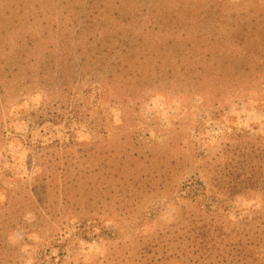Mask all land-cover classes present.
<instances>
[{"label":"rangeland","instance_id":"374dc122","mask_svg":"<svg viewBox=\"0 0 264 264\" xmlns=\"http://www.w3.org/2000/svg\"><path fill=\"white\" fill-rule=\"evenodd\" d=\"M0 264H264V0H0Z\"/></svg>","mask_w":264,"mask_h":264}]
</instances>
